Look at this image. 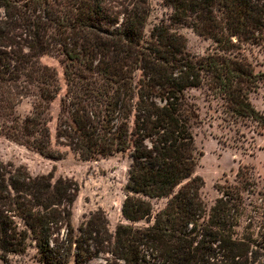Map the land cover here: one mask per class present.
I'll return each mask as SVG.
<instances>
[{
	"label": "trees",
	"instance_id": "trees-1",
	"mask_svg": "<svg viewBox=\"0 0 264 264\" xmlns=\"http://www.w3.org/2000/svg\"><path fill=\"white\" fill-rule=\"evenodd\" d=\"M163 1L173 8L169 21L147 37L150 0H0V116L9 119L31 83L40 88L31 113L5 134L47 156L61 157L58 145L84 159L130 157L122 205L128 222L114 232L103 209L74 225V179L54 181L0 159L4 264L32 246L38 264H102L93 262L102 257L105 264H264V207L240 231L238 186L221 190L210 208L201 194L199 113L189 94L204 88L221 99L226 119L264 128L249 97L264 72L242 53L262 44L264 0ZM180 24L211 38L214 50L191 54ZM45 54L59 59L66 85L55 135L46 113L63 83L56 67L40 61ZM153 198L168 200L156 209Z\"/></svg>",
	"mask_w": 264,
	"mask_h": 264
},
{
	"label": "rangeland",
	"instance_id": "rangeland-1",
	"mask_svg": "<svg viewBox=\"0 0 264 264\" xmlns=\"http://www.w3.org/2000/svg\"><path fill=\"white\" fill-rule=\"evenodd\" d=\"M150 1L151 12L145 25L147 37L156 24L169 21L173 10L163 0ZM175 29L186 37L187 49L191 54L203 56L214 50V41L196 32L192 26L180 24L175 25ZM242 53L253 62L257 72H264V32L262 44L247 45ZM40 61L56 67L63 83L60 95L50 104L46 113L48 118H53L50 124L55 135L61 109L60 98L66 88L63 67L59 59L50 54L40 57ZM189 94L197 103L199 113L193 133L196 146L202 153L196 168V174L204 179L201 194L210 208L221 196V190L228 186H238L244 199V214L239 227L242 231L249 217L253 214L261 216L264 207V128L255 120L244 119L236 123L226 119L221 109V99L208 97L204 88H192ZM249 97L252 104L264 114V77L259 80L257 89L251 91ZM39 99V85L31 83L30 91L19 98L9 119L0 116V159L14 167L23 166L32 175L50 173L54 181L60 177L74 179L79 184L78 196L72 207L74 225L78 228L92 212L103 209L109 219V228L114 232L118 223L128 222L123 217L122 205L126 197L129 155L119 151L106 156L100 155L96 159H84L66 146L55 145L63 154L61 157H53L8 137L5 134L8 126L13 122L19 125L31 113ZM240 170L245 174L243 177L238 174ZM167 200L168 198H153L152 202L159 209ZM137 225H147V222L141 221ZM35 253V247L32 246L24 254L8 255V260L13 264H38ZM93 262L106 263L103 257ZM0 264H4L1 253Z\"/></svg>",
	"mask_w": 264,
	"mask_h": 264
}]
</instances>
